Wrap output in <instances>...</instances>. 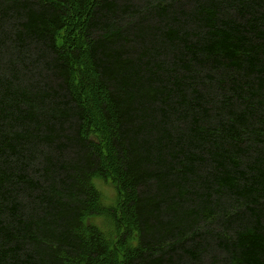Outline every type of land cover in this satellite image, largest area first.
I'll return each instance as SVG.
<instances>
[{"label":"trees","instance_id":"16d2710c","mask_svg":"<svg viewBox=\"0 0 264 264\" xmlns=\"http://www.w3.org/2000/svg\"><path fill=\"white\" fill-rule=\"evenodd\" d=\"M0 264H264V0H0Z\"/></svg>","mask_w":264,"mask_h":264},{"label":"rangeland","instance_id":"374dc122","mask_svg":"<svg viewBox=\"0 0 264 264\" xmlns=\"http://www.w3.org/2000/svg\"><path fill=\"white\" fill-rule=\"evenodd\" d=\"M92 182L100 193V201L106 208L112 209L116 206L118 188L111 178L94 177ZM89 222L98 226L102 231L107 232L111 226L109 220L104 215H93Z\"/></svg>","mask_w":264,"mask_h":264}]
</instances>
